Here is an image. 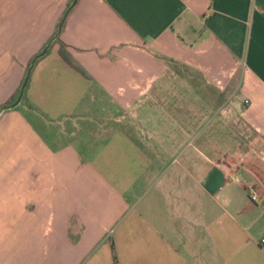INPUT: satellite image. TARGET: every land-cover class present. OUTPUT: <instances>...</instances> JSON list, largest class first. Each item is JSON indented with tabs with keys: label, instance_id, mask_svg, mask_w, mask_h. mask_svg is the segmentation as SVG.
I'll list each match as a JSON object with an SVG mask.
<instances>
[{
	"label": "crops",
	"instance_id": "obj_1",
	"mask_svg": "<svg viewBox=\"0 0 264 264\" xmlns=\"http://www.w3.org/2000/svg\"><path fill=\"white\" fill-rule=\"evenodd\" d=\"M263 238L264 0H0V264H264Z\"/></svg>",
	"mask_w": 264,
	"mask_h": 264
},
{
	"label": "trees",
	"instance_id": "obj_2",
	"mask_svg": "<svg viewBox=\"0 0 264 264\" xmlns=\"http://www.w3.org/2000/svg\"><path fill=\"white\" fill-rule=\"evenodd\" d=\"M69 7H70V6H69ZM67 10H68V9H67ZM61 27H62V24H61V26H60V29L56 31V34H55V36H54L55 39H59V36H60V34H61V29H62ZM47 48H48V46L44 47L43 50H42L40 53H38V54L34 57V60H35V58H37L39 55H41L43 52H45V51L47 50ZM60 51H61V54H62L65 58L68 59V56H67V50H66V48H65V44H64L62 41H60ZM27 76H28V74H27ZM25 79H26V78H25ZM25 79H24V81H23V84H24V82H25ZM23 84H22V86H23ZM22 86H20V90H19V92H21V91L23 90ZM26 86H27V84H26ZM24 88H25V86H24ZM19 92H18V94H19ZM14 100H15V98L12 97V98L9 99L7 102H5V103L2 105V107H3V108H6L9 104H11L12 102H14Z\"/></svg>",
	"mask_w": 264,
	"mask_h": 264
},
{
	"label": "water",
	"instance_id": "obj_3",
	"mask_svg": "<svg viewBox=\"0 0 264 264\" xmlns=\"http://www.w3.org/2000/svg\"><path fill=\"white\" fill-rule=\"evenodd\" d=\"M27 81H28V76L26 77L25 82H24L22 88H24V86H26ZM21 96H22V93L20 94L18 101L20 100Z\"/></svg>",
	"mask_w": 264,
	"mask_h": 264
},
{
	"label": "rangeland",
	"instance_id": "obj_4",
	"mask_svg": "<svg viewBox=\"0 0 264 264\" xmlns=\"http://www.w3.org/2000/svg\"><path fill=\"white\" fill-rule=\"evenodd\" d=\"M61 24H62V19H61L60 22H59V25H58V29H57V30L60 29ZM61 28H62V27H61Z\"/></svg>",
	"mask_w": 264,
	"mask_h": 264
},
{
	"label": "built area",
	"instance_id": "obj_5",
	"mask_svg": "<svg viewBox=\"0 0 264 264\" xmlns=\"http://www.w3.org/2000/svg\"><path fill=\"white\" fill-rule=\"evenodd\" d=\"M256 193H253L251 196H252V198L253 199H255L256 198V195H255ZM264 239V238H263Z\"/></svg>",
	"mask_w": 264,
	"mask_h": 264
}]
</instances>
